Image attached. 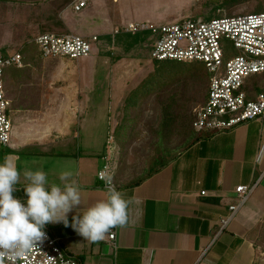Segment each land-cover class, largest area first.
I'll return each instance as SVG.
<instances>
[{
    "label": "crops",
    "instance_id": "1",
    "mask_svg": "<svg viewBox=\"0 0 264 264\" xmlns=\"http://www.w3.org/2000/svg\"><path fill=\"white\" fill-rule=\"evenodd\" d=\"M260 1L254 8L264 12V0ZM72 13L78 12L69 6L58 11L57 17L65 29L57 34L71 31L76 22ZM127 75L121 79L126 84L130 79ZM89 95L79 102L71 96L69 100H59L55 110L91 115L104 110L107 131L102 139L95 134L97 124L91 123V115L88 122L93 126L81 137L82 126L76 127L72 122L51 126L32 124L24 117L26 107L18 104L9 112L11 131L7 146L14 149L35 145L39 150L35 156H53L48 164L42 163V168L50 169L44 171L49 184L63 186L59 174L71 171L72 179L81 188L85 207L106 198V189L96 173L105 157L110 174L115 167L116 147L113 140L107 145V136L112 135L116 124L112 113L116 112L124 92L117 105L109 98L104 100V106H95L92 92ZM11 111L15 113V122L10 118ZM196 135L189 146L138 184H129L122 177L120 180L110 177L116 190L129 201L126 224L112 228L114 244L88 241L62 222L49 223L45 228L61 238L64 249L76 256L80 264H256L255 239L264 223V115L229 130ZM56 145L58 151L54 152L51 148ZM239 184L254 186L252 193L219 232V219L227 213L229 205L237 202L234 188ZM76 212L74 209L68 214L69 225Z\"/></svg>",
    "mask_w": 264,
    "mask_h": 264
},
{
    "label": "rangeland",
    "instance_id": "2",
    "mask_svg": "<svg viewBox=\"0 0 264 264\" xmlns=\"http://www.w3.org/2000/svg\"><path fill=\"white\" fill-rule=\"evenodd\" d=\"M61 2L62 0H0V55L15 51L22 43L32 39L35 34L43 30L60 33L59 30L65 29L62 24L60 26L54 24V16H57L55 10ZM260 2L262 3L260 0H89L85 9L77 14L72 13L76 22L69 32H79V34L85 32L87 35L99 36V42L95 43L91 55L76 60L63 56L46 58L47 60H43L39 67L33 68L32 82L25 83L22 88L14 92L13 103L15 106L21 104L26 107L27 111H25L24 117L32 124L44 123L51 126L52 124L72 122L76 127L82 126L80 134L83 137L89 132L88 128L93 126L91 123H95L97 124L95 134L102 139L107 131V114L103 113L104 110L92 115L83 111L56 112L55 103L63 99L69 100L70 96L79 102L84 99L86 94L89 95L92 92L93 101L96 102L93 105L104 106V100L107 101L109 98L112 99L113 105H117L119 96L121 97L124 92V97L120 98V105L118 104L116 112L112 113L116 123H119L124 100L129 92L127 89L131 86L134 88L154 69L151 59L147 55V47L143 43L128 49L120 46L108 48L105 44L106 34L112 35L116 27L129 21L149 20L154 23L171 24L178 23L186 17L204 15L211 17L208 14L218 15L219 12L229 16L256 13L261 11L254 8L256 3ZM41 25L45 28H40ZM193 64L201 67L203 71L205 70L200 62L195 61ZM125 74H128L127 76L130 78L127 81L128 84L121 80L125 78ZM178 81L177 83L173 81L171 91L177 95H184L180 101L184 97L185 99L181 104L180 101H177L180 109L176 104L171 110L174 114H178V118L176 116L175 120L176 124L185 125L188 110L198 105V103L189 102L193 98L197 99L196 96L199 94V90H202V86L199 82L197 84L189 82V79L183 76L178 78ZM123 84L128 86L125 88ZM85 91L89 93H85ZM98 100L101 101V104ZM152 103L153 98L149 100L148 105L150 106ZM152 112V108H148L136 126L137 129H135L138 133L128 143L124 161L120 162L121 172L117 177L118 180L122 177L129 181L139 175L145 165L143 161L146 160V156L152 153L149 146L152 127L150 128L149 125L156 126L150 124L154 120ZM14 116V111H11L12 122H15ZM89 116L91 123L88 122ZM13 128L18 129L16 126ZM31 130L36 131L34 128ZM54 134L59 135L56 131ZM177 134V132L173 134L172 138L176 137L177 139ZM61 135L64 136L63 130ZM51 149L57 152L58 146ZM37 151L39 150L35 145L14 149L0 145V163L8 158L21 173L20 183L16 185L17 190L23 189L27 183L23 177V172L26 169L50 171V169L42 168V163L48 164L54 157L40 158L34 154ZM115 152L117 155V149ZM263 227L264 223L255 239L258 252L256 264H264Z\"/></svg>",
    "mask_w": 264,
    "mask_h": 264
},
{
    "label": "built area",
    "instance_id": "3",
    "mask_svg": "<svg viewBox=\"0 0 264 264\" xmlns=\"http://www.w3.org/2000/svg\"><path fill=\"white\" fill-rule=\"evenodd\" d=\"M87 1L69 0V7L77 13L87 7ZM143 32L148 33L143 44L148 48L150 59L203 64L208 74V86L204 103L194 109L192 128L195 132L229 130L239 123L264 115V85L253 99H247L242 89L248 78L264 74V12L231 16L219 12L217 17L208 20L186 17L171 24L149 20L129 21L113 30V34ZM32 41L43 58L63 56L76 60L91 55L97 36L41 32ZM21 64L19 52L0 55V145L4 147L9 144L11 122L7 113L9 100L4 94L3 72L8 66L19 67ZM112 140L113 135H108L107 145ZM96 177L106 189L105 181L110 178L108 157H105ZM253 187L242 184L235 186L237 202L229 205L227 213L219 219V232L229 224L252 193ZM44 232L46 238L43 243L14 264H80L76 256L64 249L60 237L47 228H44ZM114 240L115 232L111 229L99 242L114 244ZM5 264L12 262L6 260Z\"/></svg>",
    "mask_w": 264,
    "mask_h": 264
},
{
    "label": "trees",
    "instance_id": "4",
    "mask_svg": "<svg viewBox=\"0 0 264 264\" xmlns=\"http://www.w3.org/2000/svg\"><path fill=\"white\" fill-rule=\"evenodd\" d=\"M68 4L69 0H62L60 5L56 7L55 15H57L60 9L64 8ZM206 16L207 15L190 16V18L199 17L203 20H208L217 17L218 15L208 14V16L211 17ZM54 17V24L60 26L62 24L61 21L57 16ZM40 28L45 27L41 25ZM41 32L49 31L43 30ZM147 36L148 33L146 32L136 33L133 35L126 33L108 34L106 35L105 44L108 48L111 46L113 47L116 44H123L124 48L128 49L136 44H142L146 40ZM15 51L21 54L22 64L19 67H6L2 77L5 98L9 100V107L7 110L8 115L14 106L12 96L14 95V92L22 88L25 83L30 84L33 76L31 75L33 73L32 70L39 67L43 60H47L41 56L38 47L32 39L22 43L17 49H15ZM151 62L154 67L153 71L147 74L138 83V85L128 92L124 100L121 119L112 129L113 141L118 153L115 157V167L113 171H111L110 177L116 179L121 172L120 162L124 161L128 143L131 142L134 136L138 133L136 126L139 124L143 113L148 108L151 107L153 110L152 118H154V120L153 123L150 124H154L156 126L149 125L150 128L152 127V129H150L152 136L149 140V146L152 153L149 156H146V160L143 161L145 165L141 169V173L129 180V184H138L142 182L160 168L164 167L179 151L189 146L195 140L197 132H195L192 128L194 109L203 104L206 99L208 86V74L206 73V70L203 71L201 67L194 65V62H181L174 60L158 61L154 59H151ZM182 76L188 78L189 82L195 84L199 82L200 86H202V90H199V94L196 96L197 99H194L192 96L193 99L189 102H195L198 103V105H196L193 109L190 108L188 110V114L186 115L187 123L185 125H177L175 120L178 118V114H174L171 108L177 104L180 109L177 101H180V98L184 95H177L174 91H171V87L173 81L176 83L179 82L178 78H181ZM263 85L264 74H255L248 78L242 87V89L246 92V98L253 99L262 89ZM151 98H153V103L149 106L148 102ZM183 99H185V97L179 102L180 104ZM176 132L178 133L177 139L176 137L172 138V135ZM14 195L17 198H26L23 189H18ZM262 234L264 239V227Z\"/></svg>",
    "mask_w": 264,
    "mask_h": 264
},
{
    "label": "clouds",
    "instance_id": "5",
    "mask_svg": "<svg viewBox=\"0 0 264 264\" xmlns=\"http://www.w3.org/2000/svg\"><path fill=\"white\" fill-rule=\"evenodd\" d=\"M21 173L14 163L5 158L0 163V264L25 258L43 243L44 228L49 223L71 226L84 239L99 242L114 227L127 222L129 201L117 191L110 178L105 181L106 198L85 207L81 188L72 179L71 171H62L59 180L63 186L49 184L43 170H25L23 186L26 200L14 193L20 183ZM83 205V208L79 206ZM77 209L69 225L68 214Z\"/></svg>",
    "mask_w": 264,
    "mask_h": 264
}]
</instances>
